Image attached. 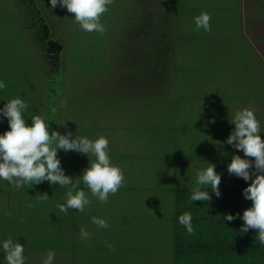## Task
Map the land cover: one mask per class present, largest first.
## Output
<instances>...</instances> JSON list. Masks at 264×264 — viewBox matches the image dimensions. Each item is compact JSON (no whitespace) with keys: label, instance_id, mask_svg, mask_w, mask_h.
Segmentation results:
<instances>
[{"label":"rangeland","instance_id":"374dc122","mask_svg":"<svg viewBox=\"0 0 264 264\" xmlns=\"http://www.w3.org/2000/svg\"><path fill=\"white\" fill-rule=\"evenodd\" d=\"M189 1L193 5L200 2L211 4L216 9H227L228 13L211 16L210 23L218 19L220 22L215 27L213 23L210 24V32L204 31L203 28L196 30L194 18L200 14L187 17L183 27H179L185 31L179 33L182 37L179 40L187 37L194 43L198 41L201 48L191 49V56L185 59L187 63L173 65L180 69V73H176V69L174 75L171 72H162L163 77L160 78V72L155 71L157 74L153 75L152 85L146 90L138 91L130 86H112V80H109L106 70H109V64L106 63L109 55V5L108 10L101 16V23L106 28L103 35L107 36L104 42L102 38L98 39L100 35L97 32L87 33L79 26L68 28L67 24L71 19L63 20L71 32L68 36H74L75 29L83 33L80 39H65L66 34L60 33L65 44L64 50L61 51V63L55 66L57 61L52 60L55 65L50 66L48 59L45 60L44 56L36 54L37 49L30 35L27 38L21 37L16 27L20 26L19 20L16 21V18L20 17L17 0H0V52H10L11 48L20 50L16 56L0 54V81L6 84L4 89H0V109L7 101L22 98L24 95L29 102L23 114L27 124L32 123L34 115H40L52 126L62 116H66V122H72L68 112L73 116L85 109L84 112H91L82 103L83 99H89L91 94L114 92V96H97L109 97L111 101L112 96H120L115 91H124V94L136 96L143 94L147 98L143 108L137 105L140 116L134 120H125L128 126L134 122L130 131L133 132L130 133L132 140L129 139L128 132L122 130L117 131L116 136L111 139V142L118 146L109 151L111 163L123 170L126 183L110 197L115 200L121 197L127 201V210L135 215L128 220L129 229L123 232L122 239L118 240L115 236L111 240L106 239L109 227L98 228L94 223L84 227L91 234L87 240L81 239V222L69 223L63 228L55 223L41 225L35 233L30 234V240L28 236L24 237V240L13 239L26 247V254L29 256L25 257L28 264H42L48 252L32 250L30 247H37L30 243L42 245L41 249L55 252L53 264H173V229L170 219L174 207L168 189L176 185L193 184L197 171L208 166L205 162L216 165L215 171L221 175L219 187L249 186L250 181L245 182L242 178L229 175L227 171L231 162V159L228 161L229 152L231 155L246 158L242 151L228 144L227 151L217 149L216 146H211L216 143L215 137L218 136H214L212 128L193 132L187 130L186 125H226L228 129L225 130V138L219 141L225 145L235 128V125L230 123L235 113L244 108H252L260 122L259 135L264 140V100H258L262 97L259 93L264 92V72L261 71L264 67V1H245L246 15H254L251 18L253 22H249L245 33L242 32L240 19V0ZM136 3L138 4V1ZM113 4L110 9L117 8V14L139 9V5L136 7L132 0H113ZM180 13L182 11H179L178 15ZM120 26L122 25L118 27ZM83 34L93 36L90 46L93 43L102 46L98 55L88 57L82 54L81 57H74L79 48L83 47L79 45L81 39H86ZM208 42H216L217 45L208 49ZM208 53L212 55L206 58ZM251 60L255 61L256 65L251 63ZM118 66L120 68V64ZM47 78H52L50 86L46 83ZM117 78L116 84L123 82ZM248 94L254 96L249 97ZM63 95L75 97L63 99ZM96 111L95 108L93 112ZM0 119L2 124L4 121L8 122L5 117L0 116ZM217 134H220V131ZM124 154L133 155L130 160H135V157L142 154L143 166L150 169L140 172L143 170L140 165L141 170L137 172L130 167L133 162H126L121 166ZM216 155L225 159V162L210 161L211 157ZM167 180L174 183H167ZM3 183L9 184L0 179V221L10 217L12 219L13 212L16 211V207H13V194L5 193L7 187L2 186ZM138 219L141 223H137ZM106 221L109 224V220ZM1 224L3 226L0 227V244L9 231L8 227H4V222H0ZM66 227H69L73 234L65 231ZM106 242L113 245L111 250L106 246ZM0 264H6L2 256Z\"/></svg>","mask_w":264,"mask_h":264},{"label":"clouds","instance_id":"9594fccd","mask_svg":"<svg viewBox=\"0 0 264 264\" xmlns=\"http://www.w3.org/2000/svg\"><path fill=\"white\" fill-rule=\"evenodd\" d=\"M113 0H50L51 7L66 8L69 13L74 14L75 21L80 28L87 32H97L103 35L105 26L101 23V16L108 10V5ZM211 16L202 12L194 18L196 30L201 28L206 32L211 31ZM6 84L0 81V89ZM28 105L21 98L7 101L0 116L7 118L9 129L0 135V179L7 181L15 189L19 190L28 184L38 185L45 181L49 184L68 187L66 200L57 204L59 210L68 213L74 209L80 213L91 205L88 194L79 188L81 181L89 189L92 197L102 203H108L109 196L115 195L126 183L123 170L111 163L109 156V140L101 135L96 140L87 137L74 136L72 132L62 135L58 131L49 133V123L40 115H34L31 126H28L23 117ZM55 111V109H53ZM255 110L244 108L235 113L230 122L235 125L226 140V144L244 153V157L233 155L227 166L229 175L242 178L249 182L248 187L243 189L242 195L250 200L252 205L244 210L243 215L237 213L235 216L225 214L224 220L232 222L237 218L243 220L240 232L247 233L249 229L257 230V241L264 245V140L261 139V126L257 120ZM58 150L64 152L75 151L88 156L91 154L95 160L90 161L89 166L83 170L81 177L76 178L65 175L61 161L58 158ZM253 158V159H248ZM208 166L196 173L195 184L191 189L190 201L211 202L214 193L220 197L219 185L221 175L215 171L216 165L205 162ZM210 186L211 191L202 190ZM42 198H49L46 194ZM31 207V205H29ZM179 223L186 229L188 235H194L195 229L192 225V215L185 212L179 216ZM21 223L26 221L21 219ZM92 223L98 228H108L105 219L92 217ZM86 228L81 227L80 236L82 240L90 238ZM106 246L111 250L113 245ZM4 260L6 264H26L24 255L25 248L11 237L2 242ZM55 252L48 251L42 264H53Z\"/></svg>","mask_w":264,"mask_h":264},{"label":"trees","instance_id":"16d2710c","mask_svg":"<svg viewBox=\"0 0 264 264\" xmlns=\"http://www.w3.org/2000/svg\"><path fill=\"white\" fill-rule=\"evenodd\" d=\"M264 1V0H262ZM164 2V1H163ZM251 2V0H250ZM165 4V2H164ZM16 5L19 9L18 18H16V21H18L17 29H19V33L21 34L22 38H27V36L30 35V39L34 42V47H36L37 51L36 54L39 56H44L45 60L48 59V64L50 66L61 63V51L64 50V41L61 40L63 35L60 33H65L64 35L65 39H80V35L83 33V31L75 29V35L68 36V33L70 30L68 28L71 27H77L80 25L75 21L74 15L72 13H69L66 8H61L57 6L55 9L51 7L50 0H17ZM114 4L109 5V44H107L109 55L107 56L106 63L109 64V70L108 76L109 80H112V86L120 87L121 85L123 87H132L134 89H137L138 91L146 90L149 88L152 84L153 75L156 72H160V78L163 77L162 72H168L172 75H174V70L176 69V73H180V69L173 66V64L170 63H164V62H153L156 55L160 54L161 48L156 49H149V55L152 58H145L143 57L142 60H135L133 63H116L117 56L122 54V49L120 47H117V36H114L113 32L110 30L112 27L111 25L114 23H121V21H117L116 15H114V12H116V8L112 7L110 9V6H113ZM254 11V10H252ZM255 12V11H254ZM256 13V12H255ZM253 14L246 15V21L249 24V22H253L251 18H253ZM164 17V18H163ZM161 17H157L158 21L162 23V21H166L168 18L167 15ZM166 17V18H165ZM70 18L71 21L69 22L68 28L64 25V19ZM11 29V27L9 28ZM47 30V31H46ZM48 33V38L44 39L45 33ZM71 33V32H70ZM100 37L98 39L102 38V41L104 42V38L107 39L106 35H101L98 33ZM168 35L167 31L165 29L160 30L159 28L155 31V34L152 38V41H161L162 38L166 37ZM86 39H81L82 42H80L79 52L74 54V57H81V55H85L88 57H94L95 55H98L99 49H102V46L99 47V44H95V46H92V40L93 36L85 35L83 34ZM104 36V37H102ZM97 39V37H94ZM48 40L50 42H53L55 46H60V49L52 52V54L56 55V61L57 63H53L50 59V57L45 56V41ZM91 40V41H90ZM80 41V40H79ZM90 41V42H89ZM63 42V44H62ZM86 46V47H85ZM20 49V48H19ZM74 49V47H73ZM88 49V50H85ZM22 50V47H21ZM19 51L17 49H10V52L2 53L0 54H9L16 56L19 55ZM81 51V52H80ZM70 52V51H69ZM73 52V51H72ZM165 52V50H164ZM84 57V56H83ZM157 57V56H156ZM152 62H151V61ZM77 63V62H76ZM252 63L256 65L255 61L252 60ZM120 64V68L119 65ZM170 70V71H169ZM156 71V72H155ZM262 72H264V67L261 69ZM157 74V73H156ZM53 75V74H51ZM47 77V76H46ZM120 78V83H115V78ZM159 77V75H158ZM117 78V79H118ZM158 78V79H160ZM51 79L47 78L46 83L48 86L51 85ZM155 79V78H154ZM45 81V80H44ZM111 85V84H110ZM114 93V92H113ZM110 94V93H109ZM98 95H108L106 92H101V94ZM247 96L252 97L253 94H248ZM260 99L258 100H264V92L259 93ZM68 97H75L70 95H63L62 98H68ZM135 97H144L143 94H138V96ZM115 99L117 101L124 100V98H127L122 96H115ZM26 98H23V100ZM29 103V102H28ZM211 120H209L208 123H210ZM207 125V124H202ZM57 127V129H55ZM50 129H55L53 131H58L60 129L66 128L65 126H60V124L49 126ZM187 130L195 131H207L208 128H212V131H214V136H216L217 132L220 131V134L216 136V143L211 146H216L218 149H222L227 151L226 143L219 142V139H223L222 136V130H226L227 127L225 125H217V124H208V126H195L194 123H192V127H188L186 125ZM51 130V131H52ZM6 131H8L6 129ZM3 133H0L2 135ZM51 134V133H50ZM197 134V133H196ZM229 152V159L230 157ZM235 155V154H234ZM219 155L212 156L210 161H219L225 162V159L219 158ZM227 160V158H226ZM193 184H187V185H176L172 188L168 189L169 194L171 195V200L173 201V215L171 216V224L173 229V245H172V253H173V264H264V245H261L257 239V230L249 229L247 233L240 232L241 227L243 226V220L237 218L236 220L229 222L227 220H224L225 214H231L236 215L237 213L240 214V216L243 215L244 210L251 207L252 202L250 200H247L242 195L243 189H245L248 186H230L225 187L221 186L219 187V191L221 193L220 197L217 198L214 193H211V187L206 186L202 188V190L209 191L212 199L211 202H201V201H190L191 196V189L193 187ZM2 186L7 187L5 190L6 194H13V198L16 200L17 203L24 202L27 203V206L25 208L20 207L19 212L17 211V218L15 220L9 221V223H5V226L9 228V233H13L14 239L24 240V237L28 236V239L30 240L32 237L30 235V231L34 229V233L37 231V228H41V225L47 226L50 223H55L60 225L61 228H63L65 225L61 222H67L68 218L65 217V213L61 212L58 208L57 213L53 214L52 222L49 224H45L46 219L42 218V210L33 197H25L23 195L29 193L33 188L28 187L29 185H26L24 187H21L19 190H15L13 186L10 184H2ZM35 186V185H34ZM80 189L84 190L87 194H89V190L79 187ZM32 193V192H31ZM51 199V198H50ZM34 201L33 203L27 202ZM36 203L38 206H36ZM31 205V207H29ZM47 210V209H45ZM44 210V211H45ZM72 210V209H71ZM185 212H190L192 215V225L195 229L194 235H188L186 232V229L179 223V216L182 215ZM135 215L132 213H129V217L133 218ZM23 219L26 222L21 223L20 220ZM56 221V222H55ZM140 222L138 219L137 223ZM129 221L125 222V226H129ZM141 223V222H140ZM136 223H134L135 225ZM27 227H24V226ZM67 225V224H66ZM66 227L64 230H67ZM44 235V234H42ZM46 235V234H45ZM44 235V236H45ZM6 240V239H5ZM3 242V241H2ZM1 242V245H2ZM30 245L36 246L37 248L30 247L32 250L40 248L42 245H38L36 243H30ZM42 248V247H41ZM40 248V249H41ZM47 250V249H44Z\"/></svg>","mask_w":264,"mask_h":264},{"label":"crops","instance_id":"0c3cea01","mask_svg":"<svg viewBox=\"0 0 264 264\" xmlns=\"http://www.w3.org/2000/svg\"><path fill=\"white\" fill-rule=\"evenodd\" d=\"M130 1V0H128ZM135 6L139 5L138 11H128L127 13L117 14L116 15L117 21H121V23H114L112 24L110 30L113 32L114 36H117L118 42L117 47L122 49V54L117 56L116 63H133L135 60H139L143 57L145 58H152L149 55V49H156L161 48L160 54L156 55L153 62H164V63H187L185 59L189 58L192 54L191 49L201 48L200 43H194L190 41L187 37H183L184 40L181 39L180 32H185L180 30L179 27H183L184 20L187 17L194 16L197 14H201L202 12L208 13L210 16H222L224 13H228L227 9H216L214 5L206 4V3H199V4H192L189 0H132ZM165 4H164V2ZM180 1V2H179ZM197 1V0H196ZM195 1V3H196ZM241 7H240V19L242 20L241 25L243 26L242 32H247L248 23L246 21V12H245V1L240 0ZM117 9V8H116ZM182 11V13H179ZM162 17L167 15L166 21L159 22L157 17ZM164 18V17H163ZM166 18V17H165ZM220 20H216L213 23V27L219 23ZM210 23V24H212ZM119 25L120 28L118 27ZM221 25H224L221 23ZM163 30L165 29L168 33L164 39L162 38L161 41H152V38L155 34L157 29ZM120 29V31H119ZM155 37V36H154ZM195 45V47H194ZM216 42L212 44L211 42L207 43L208 49L211 47L216 46ZM165 50V52H164ZM212 54H206L205 57H209ZM203 55H200L202 57ZM151 61V60H150ZM152 62V61H151ZM252 63V60H251ZM256 63V62H255ZM129 92V91H125ZM116 94L127 98L124 100L115 99L113 96L114 94L108 95H93L87 99L86 97L83 99L82 103L86 106L87 109L91 110V112L86 113L83 111L77 112L74 116L71 115L68 111V117L71 121L66 122V116H62L57 120L56 125L60 124V126H65L66 128L58 130L62 135L66 134L67 132H72L73 137L80 136V137H87L91 140H96L99 136L103 135L109 140V151L111 149H116L118 146L111 142L117 133V131H127L128 137L130 140V132L132 129L134 122L130 123L128 126L126 119L134 120L140 116L139 112H137V105L143 108L145 101L147 98L145 97H135L136 95H129L124 94V91H115ZM112 96L113 100L109 97H97V96ZM138 96V95H137ZM25 98L24 95L21 99ZM109 100V101H108ZM26 104H29L26 99H24ZM111 101V102H110ZM123 101H125L123 103ZM117 102V103H114ZM97 109L94 113L93 110ZM65 114V112H64ZM66 115V114H65ZM28 122V121H27ZM31 123H28L30 126ZM226 126V125H225ZM10 130L8 122L5 121L2 124L0 119V133H4L5 131ZM57 129V127H55ZM53 129V130H55ZM228 129V128H227ZM49 128V133H51ZM52 130V131H53ZM119 133V132H118ZM222 136L225 138V130H222ZM218 135V134H216ZM223 138V139H224ZM223 139H219L218 141H222ZM133 155L124 154L122 155L123 163L121 166H124L126 162H133L130 166L133 170L137 171L140 169V165L142 164L143 155L140 154L135 157V160H130ZM58 158L61 161L62 168L64 169L65 175L73 177V182H75L76 178H79L83 174V170L89 166L90 161L95 160V157L89 154L88 156L77 153L75 151H68L67 153L63 150H58ZM150 169L149 167L143 166V172L145 170ZM141 170V169H140ZM167 183H174L167 180ZM28 187L33 188L29 193L23 195L25 197H33L38 202L39 206L42 210V218L46 219L45 224H49L52 222L53 214L57 213L58 208L57 204L64 203L66 200V193L69 191L68 187H61L59 185L49 184L47 181L38 184V185H31L28 184ZM79 187H83L87 189L83 182L81 181ZM14 188V187H13ZM15 189V188H14ZM17 190V189H15ZM89 190V189H87ZM32 192V193H31ZM31 194V195H30ZM46 194L49 198L44 199L41 195ZM89 199L91 200V205L85 208L83 213H80L74 209H69V212L66 214L65 217L68 218V221L61 222L66 224H74L81 222L82 227H88L92 224V217H98L105 220H109V234L107 235L106 239L111 240L112 237H116L118 240L122 239V234L126 229L129 227L125 226V222H127L130 217V211L127 210L128 204L127 201L123 200L121 197L118 199H113L109 196L108 203H102L97 198L92 197L91 192L88 194ZM51 198V199H50ZM27 202L33 203L34 201L26 200ZM36 203V206H38ZM27 203L19 202L17 203L16 200L13 198V207H16V211L13 212V217L8 220H3L0 222L9 223L11 220H15L17 218V211L19 212V208L23 207L25 209ZM55 206V207H54ZM54 207V208H53ZM47 209V210H45ZM59 209V208H58ZM45 210V211H44ZM56 222V221H55ZM3 226L2 224L0 227ZM44 226V225H43ZM4 227L7 228L4 224ZM65 231L71 230L69 227ZM7 231V230H6ZM34 229L30 231L32 234ZM8 235L2 240L8 239L12 237L14 239L13 233H9ZM73 234V233H72ZM31 249V248H30ZM40 248H38L39 250ZM42 251H52V250H44ZM26 256V247L25 253ZM0 256L4 257V252L2 245L0 244ZM29 256V255H27ZM26 264H28L26 262ZM33 264V263H31Z\"/></svg>","mask_w":264,"mask_h":264},{"label":"flooded vegetation","instance_id":"af4514ba","mask_svg":"<svg viewBox=\"0 0 264 264\" xmlns=\"http://www.w3.org/2000/svg\"><path fill=\"white\" fill-rule=\"evenodd\" d=\"M47 31V30H46ZM48 33L46 32L45 33V35H44V39H47L48 38ZM60 49V46H55L54 45V43L53 42H50V41H48V40H46L45 41V50H46V53H47V55L46 56H48V57H50L51 59V61L52 60H55L57 57H56V55H53L52 54V52H55V51H57V50H59ZM51 55H53V56H51Z\"/></svg>","mask_w":264,"mask_h":264}]
</instances>
